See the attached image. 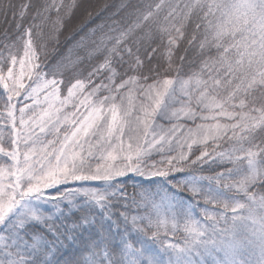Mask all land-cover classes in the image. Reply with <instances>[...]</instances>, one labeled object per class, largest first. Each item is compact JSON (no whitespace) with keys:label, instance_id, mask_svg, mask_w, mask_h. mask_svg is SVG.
Returning <instances> with one entry per match:
<instances>
[{"label":"snow or ice","instance_id":"1","mask_svg":"<svg viewBox=\"0 0 264 264\" xmlns=\"http://www.w3.org/2000/svg\"><path fill=\"white\" fill-rule=\"evenodd\" d=\"M82 7L83 54L54 58ZM9 15L0 264H264V0Z\"/></svg>","mask_w":264,"mask_h":264},{"label":"trees","instance_id":"2","mask_svg":"<svg viewBox=\"0 0 264 264\" xmlns=\"http://www.w3.org/2000/svg\"><path fill=\"white\" fill-rule=\"evenodd\" d=\"M15 3L19 4L25 2V0H14ZM84 7H88L89 10L93 12V20L88 25L89 27L92 24L99 23L100 19L104 16H107L110 12H114L116 7L121 3V0H82ZM103 5H107V8H103ZM99 14V15H98ZM84 15V8L82 7L80 10L76 12V15L73 19V24L70 27L65 28L60 35V42L57 47L58 51L53 54L54 58H58L60 56L68 57L69 59L74 60L77 55H82L83 53L79 49H75L69 54V48L73 45L74 41L78 40L82 32L75 31L72 29L79 23L80 19ZM15 24L12 20L11 15H9L7 22H5L4 18L0 16V35L4 32L5 29H9L10 33L14 30ZM84 31H87L85 28ZM67 62V61H66Z\"/></svg>","mask_w":264,"mask_h":264},{"label":"rangeland","instance_id":"3","mask_svg":"<svg viewBox=\"0 0 264 264\" xmlns=\"http://www.w3.org/2000/svg\"><path fill=\"white\" fill-rule=\"evenodd\" d=\"M129 183H131V182H129ZM129 192L130 193L132 192V188L131 187H129ZM119 210H121V209H114V211H119Z\"/></svg>","mask_w":264,"mask_h":264}]
</instances>
